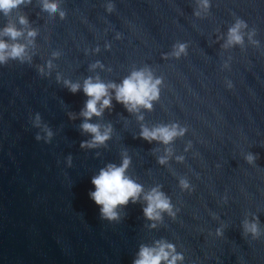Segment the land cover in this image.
<instances>
[{"label": "water", "instance_id": "water-1", "mask_svg": "<svg viewBox=\"0 0 264 264\" xmlns=\"http://www.w3.org/2000/svg\"><path fill=\"white\" fill-rule=\"evenodd\" d=\"M238 21L242 42L229 43ZM140 70L162 81L153 107L130 112L110 90L112 107L87 121L110 139L87 146L84 82ZM172 125L185 131L168 144L141 136ZM125 157L173 214L149 219L141 197L103 215L92 179ZM158 241L177 264H264V0H87L0 166V264H134Z\"/></svg>", "mask_w": 264, "mask_h": 264}, {"label": "clouds", "instance_id": "clouds-1", "mask_svg": "<svg viewBox=\"0 0 264 264\" xmlns=\"http://www.w3.org/2000/svg\"><path fill=\"white\" fill-rule=\"evenodd\" d=\"M25 3V0H0V11L5 14L10 13L13 9ZM44 11L49 15H55L59 11V6L55 3L44 0ZM63 17L64 13H60ZM21 24H27L26 17L20 18ZM242 21L230 29L229 43L242 42V35L240 34L241 27H244ZM10 37L12 41H17L18 38L24 36L23 30L17 29L14 25H9L0 31V63H5L9 58L24 59L27 51V44L24 43H9L4 37ZM35 31H28L27 38L34 39ZM184 50V46H180V51ZM180 53L177 52L176 55ZM160 79H154L151 72L148 70L133 71L130 76L125 78L121 84L104 83L98 77L94 80L87 79L84 82L83 91L89 97L82 115L86 118L82 128L93 134V140L87 146H95L97 144H104L111 136V127H105L99 124L87 122L93 116H102L105 109L112 107V93L115 91V99L122 103L130 111H138L140 107L151 109L153 107L152 101L158 99L160 94L159 85ZM69 86L73 92L80 89L79 84H71ZM184 129L178 125L161 126L153 129L147 127L142 128L141 136L148 140H159L165 144L170 143L175 137L183 135ZM251 159V157H250ZM161 163L165 162L161 158ZM131 160L125 157L122 163L117 166L109 164L102 169L99 175L92 179L95 186V191L91 192L92 199L101 206L103 215L109 219L118 218V207L127 205L130 201L135 203L143 197L147 202V207L144 208L146 217L152 220L161 219V214L164 211L172 213V205L169 198L159 190L153 188L149 192H145L141 184L135 182L127 175V170L130 166ZM187 186L186 184L184 185ZM251 231L256 232V226H251ZM182 254L176 253L175 246L167 242L158 241L155 247L142 246L138 258L134 264H177L182 261Z\"/></svg>", "mask_w": 264, "mask_h": 264}]
</instances>
